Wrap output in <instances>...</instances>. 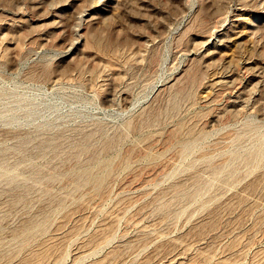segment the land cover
I'll return each mask as SVG.
<instances>
[{
	"label": "rangeland",
	"instance_id": "obj_1",
	"mask_svg": "<svg viewBox=\"0 0 264 264\" xmlns=\"http://www.w3.org/2000/svg\"><path fill=\"white\" fill-rule=\"evenodd\" d=\"M0 264H264V0H0Z\"/></svg>",
	"mask_w": 264,
	"mask_h": 264
}]
</instances>
